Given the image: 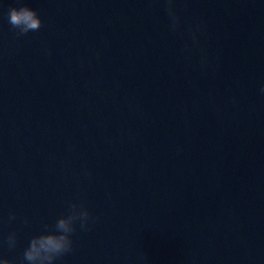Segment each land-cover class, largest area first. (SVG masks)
<instances>
[{
    "label": "water",
    "instance_id": "water-1",
    "mask_svg": "<svg viewBox=\"0 0 264 264\" xmlns=\"http://www.w3.org/2000/svg\"><path fill=\"white\" fill-rule=\"evenodd\" d=\"M173 6L0 0V257L75 203L54 264H264V0Z\"/></svg>",
    "mask_w": 264,
    "mask_h": 264
},
{
    "label": "clouds",
    "instance_id": "clouds-1",
    "mask_svg": "<svg viewBox=\"0 0 264 264\" xmlns=\"http://www.w3.org/2000/svg\"><path fill=\"white\" fill-rule=\"evenodd\" d=\"M165 10L169 16L170 27L175 31L180 24V16L174 8V0H162ZM8 23L12 29L16 30L17 35H24L29 31H38L41 27V20L37 12L22 5L19 8L9 7L7 11ZM199 25H197V29ZM193 31L192 39L196 37ZM187 47V44L185 45ZM261 92H264V85L261 86ZM15 214H9V220H14ZM90 214L83 206L70 203L67 215H61L56 219L52 230H49L48 224L44 225V231L39 235H33L24 249L21 264H54V262L64 254L72 250L73 241L71 234L75 231V223L79 221L82 229H87V222ZM9 249L15 248L17 236L11 232L6 237ZM0 264H14L12 259L0 257Z\"/></svg>",
    "mask_w": 264,
    "mask_h": 264
}]
</instances>
